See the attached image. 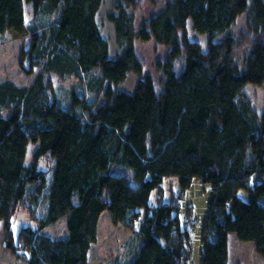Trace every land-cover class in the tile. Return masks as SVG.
I'll use <instances>...</instances> for the list:
<instances>
[{
    "label": "trees",
    "instance_id": "16d2710c",
    "mask_svg": "<svg viewBox=\"0 0 264 264\" xmlns=\"http://www.w3.org/2000/svg\"><path fill=\"white\" fill-rule=\"evenodd\" d=\"M23 2L31 4L32 21L19 66L27 74L39 71L30 85L0 82V111L11 110L0 117V221L7 248L20 250L26 264H86L105 211L137 240L119 264H184L189 238L177 206L161 197L149 203L152 189L173 174L182 189L195 179L211 187L200 264H227L230 232L253 242L264 259V111L256 114L242 92L246 83L264 85V0H165L137 30L120 4L108 16L120 48L112 57L96 22L102 0H0V35L23 24ZM243 13L252 35L241 66L236 38H216ZM188 18L208 36L206 50L187 39ZM136 39L167 50L158 66L161 89L150 75L133 92L114 89L129 72L142 76ZM47 73L78 78L79 86L86 81L90 90L103 91V100L87 101L74 87L64 107ZM29 143L36 147L26 165ZM44 155L54 158L45 212L13 240L17 207L26 198L38 204L30 184L43 186L47 179L37 166ZM119 166L133 169L135 184L121 168L113 171ZM64 217L65 237L42 233Z\"/></svg>",
    "mask_w": 264,
    "mask_h": 264
},
{
    "label": "rangeland",
    "instance_id": "374dc122",
    "mask_svg": "<svg viewBox=\"0 0 264 264\" xmlns=\"http://www.w3.org/2000/svg\"><path fill=\"white\" fill-rule=\"evenodd\" d=\"M165 0H137L136 4L127 5L126 0H102L96 14V22L99 31L104 35L109 43V54L115 56L120 51L118 43H116L114 24L108 20L110 13L117 14L120 4L125 8L128 15L134 20V26L137 30L145 21H147L154 13L161 10L164 6ZM24 6V21L23 24L14 26L7 29L0 35V82L3 80H10L19 86L30 85L33 82L36 73L39 71L35 69L33 74H27L19 66V53L20 50L27 45L30 36L28 25L31 24L32 7L30 3L23 2ZM247 17L243 13L239 15L231 28L217 36V40H221L224 34L233 35L236 40L237 59L239 65H243V57L246 47L251 39L250 29L246 26ZM42 23L44 21H41ZM186 37L189 40H194L200 43L203 50L207 49L208 36L198 33L192 28V19H187L186 24ZM135 51L138 58L143 64L142 76L139 77L133 72H129L124 81L116 86L114 89L133 92L135 85L140 78L150 75L153 78L156 88H162V74L161 69L158 67L167 55V50L153 40L139 41L134 40ZM181 59V58H180ZM182 60V59H181ZM179 60V61H181ZM25 73V74H24ZM46 81L51 82L52 88L55 93L56 100L64 107L72 103L71 90L76 87V90L81 93L84 92V99L91 101L92 99L103 100V91L90 90L86 87L85 83L80 84V80L73 76L62 79L55 73H47L45 76ZM112 87V86H111ZM104 89V88H103ZM243 98L247 101L251 109L256 114H261L264 111V85L246 83L242 89ZM77 108V107H76ZM10 109L0 111V117H5L10 113ZM77 111V110H76ZM83 120H87V113L77 111ZM36 146L32 143L28 145V152L25 158V164L29 165L32 161L31 153ZM38 168H42L45 172L46 181L43 186L38 183L30 184V189L35 193V198L38 204L32 203L30 199L26 198L17 207L14 215L11 217V232L14 236L13 240L18 235V231L23 225H36V219L40 218L45 212L47 201L44 200V194L47 192L49 182L51 181V172L53 169L54 158L49 155L40 157L37 162ZM123 174L129 176L131 183L135 184L133 177V169L118 167L113 170L115 173L121 171ZM190 186L182 189L176 175L165 176L161 182V188H154L150 193V205L158 203L159 197L162 201L168 202L171 205L177 206L176 213L179 216L181 230L187 231L189 242L186 249L190 258L187 259L185 264H200V253L203 245V224L208 210V198L210 195V185L202 183L197 179L192 180ZM41 185V186H40ZM40 186V187H38ZM244 195V192H241ZM30 196V195H29ZM35 199V201H36ZM145 213L144 208L140 209V216L135 222L138 226ZM97 225V240L89 249V257L86 264H119L121 260L126 261L135 250L136 238L132 229L126 228L122 223H114L111 219L109 212H102L98 218ZM42 233L50 237H65L66 221L65 217L54 222V224L46 226ZM228 247V262L227 264H264V259L257 252H255L254 243L251 241H240L237 236L230 232L227 235ZM8 236L4 230L3 224L0 221V264H26L20 250L12 251L7 248L6 242ZM132 245V246H131ZM240 261V262H239Z\"/></svg>",
    "mask_w": 264,
    "mask_h": 264
},
{
    "label": "built area",
    "instance_id": "2783aa9c",
    "mask_svg": "<svg viewBox=\"0 0 264 264\" xmlns=\"http://www.w3.org/2000/svg\"><path fill=\"white\" fill-rule=\"evenodd\" d=\"M185 262H187V260L185 259ZM185 264V263H184Z\"/></svg>",
    "mask_w": 264,
    "mask_h": 264
},
{
    "label": "crops",
    "instance_id": "0c3cea01",
    "mask_svg": "<svg viewBox=\"0 0 264 264\" xmlns=\"http://www.w3.org/2000/svg\"><path fill=\"white\" fill-rule=\"evenodd\" d=\"M240 262V261H239Z\"/></svg>",
    "mask_w": 264,
    "mask_h": 264
}]
</instances>
